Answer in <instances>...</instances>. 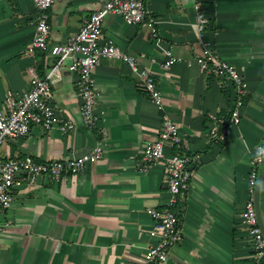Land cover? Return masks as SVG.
Instances as JSON below:
<instances>
[{
  "label": "crops",
  "instance_id": "0c3cea01",
  "mask_svg": "<svg viewBox=\"0 0 264 264\" xmlns=\"http://www.w3.org/2000/svg\"><path fill=\"white\" fill-rule=\"evenodd\" d=\"M106 1L56 0L50 42L65 43ZM145 2L157 21L158 42L148 27L129 25L116 14L105 18L102 36L154 73L163 110L125 63L106 59L93 74L100 120L89 129L79 114L78 74L66 62L52 80L53 103L58 116L74 121L76 128L63 134L33 126L26 137L4 141L0 159L63 160L96 145L104 155L83 173L57 182L48 177L35 183L18 180L12 206L0 213V264H141L146 248L156 241L147 211L167 209L170 199L164 160L148 172L139 170L143 147L159 139L163 114L178 125L182 151L201 158L181 196L182 241L164 264H254L242 211L252 198L256 205L261 179L258 208L264 229V162L253 194L250 186L252 160L264 140V0ZM198 3L209 17L203 41L241 73L248 87L241 122L225 142L210 136V115H227L238 95L197 62L202 50ZM36 18L32 0H0V109L7 91H29L32 69L43 76L56 62L40 49L29 50ZM167 50L182 62L164 68ZM171 152L167 148L165 153Z\"/></svg>",
  "mask_w": 264,
  "mask_h": 264
},
{
  "label": "built area",
  "instance_id": "2783aa9c",
  "mask_svg": "<svg viewBox=\"0 0 264 264\" xmlns=\"http://www.w3.org/2000/svg\"><path fill=\"white\" fill-rule=\"evenodd\" d=\"M32 1L37 11V18L35 35L29 50L40 49L46 55L54 57L56 62L43 76L31 70L29 91L21 94L12 90L6 92L4 107L0 109V147L7 139L26 137L33 126H39L48 132L56 129L63 134L70 133L76 128L74 121L64 120L58 116L53 103L52 80L66 62L67 68L78 74L76 90L80 99L79 114L82 124L89 129L96 127L100 120L95 111L100 93L93 74L98 65L106 59H118L125 63L138 77L142 90L152 99L158 110H163V98L154 73L142 67L137 58L123 52L114 41L104 40L102 36L105 18L109 14H116L129 25L141 24L148 27L152 36L157 39V21L152 17L145 0H107L102 8L84 19L77 34L63 44L50 42L51 11L55 7L56 0ZM196 9L198 10L196 29L202 45L197 62L204 72L222 82L225 81L238 95L227 115H210L212 121L209 127L210 136L225 142L230 129L241 122L242 111L245 107L243 99L248 92V87L241 73L234 66L222 60L211 43L203 41L209 25V17L201 4H196ZM166 55L164 68H170L182 62V59L170 50L166 51ZM182 146L183 140L178 125L163 114L159 139L143 147L139 170L148 172L156 162L164 160L170 199L167 209L147 211L154 221L150 235L156 241L146 248L141 264L166 263L172 248L182 241L183 231L173 207L189 190L191 180L201 160L197 153L183 152ZM167 148L172 150L168 156L165 153ZM103 155V148L96 145L82 156L63 160L38 161L29 155L22 158L0 159V213L12 206L11 191L18 184L19 179L35 183L38 178L48 177L57 182L64 175L76 176L83 173L90 164L96 163ZM263 162L264 140L252 160L250 174L252 194ZM242 222L247 227V234L251 241L253 262L263 264L264 234L259 225L253 198L245 203ZM3 227L0 222V232Z\"/></svg>",
  "mask_w": 264,
  "mask_h": 264
},
{
  "label": "water",
  "instance_id": "95a60500",
  "mask_svg": "<svg viewBox=\"0 0 264 264\" xmlns=\"http://www.w3.org/2000/svg\"><path fill=\"white\" fill-rule=\"evenodd\" d=\"M263 174H264V171L261 174L262 177H263ZM261 182H262V180L259 179V181L257 183V186H256V212H257V217H258L259 224H260L261 229H262L263 234H264V229L262 227V221H261V218H260V213H259V208H258V194H259V189H260V186H261Z\"/></svg>",
  "mask_w": 264,
  "mask_h": 264
},
{
  "label": "trees",
  "instance_id": "16d2710c",
  "mask_svg": "<svg viewBox=\"0 0 264 264\" xmlns=\"http://www.w3.org/2000/svg\"><path fill=\"white\" fill-rule=\"evenodd\" d=\"M184 202H185V197L184 198H179L177 201V204L175 205L174 211L176 214L181 217L184 213Z\"/></svg>",
  "mask_w": 264,
  "mask_h": 264
}]
</instances>
